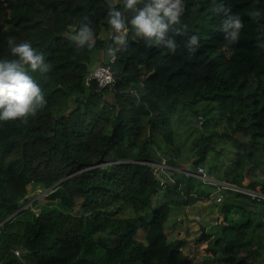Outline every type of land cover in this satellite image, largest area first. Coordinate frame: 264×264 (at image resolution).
Returning <instances> with one entry per match:
<instances>
[{
    "label": "trees",
    "instance_id": "trees-1",
    "mask_svg": "<svg viewBox=\"0 0 264 264\" xmlns=\"http://www.w3.org/2000/svg\"><path fill=\"white\" fill-rule=\"evenodd\" d=\"M185 4L187 35L176 37V54L148 49L129 31L128 49L116 53L117 80L101 88L86 78L95 52L114 46L100 33L110 29L109 6L124 11L122 0H0V59L12 58L11 37L30 42L51 68L46 78L33 73L45 108L27 123L0 121V264H26L19 246L35 264H197L164 230L171 203L196 198L169 182L167 202L154 205L162 187L153 163L176 166L181 154L172 125L181 104L205 100L225 111L237 155L234 180L264 193V182L243 184L246 173L264 171V40L257 42L249 18L253 10L264 15V0ZM224 8L244 21L238 42L226 39ZM82 23L94 30L92 49L72 39ZM190 35L199 37L195 52L184 47ZM208 148L205 141L194 164ZM30 184L49 189L38 210L23 207ZM252 206L264 210V199L239 191L220 204L228 223L196 239L207 242L204 264H264L261 246L248 237L253 219L228 218Z\"/></svg>",
    "mask_w": 264,
    "mask_h": 264
},
{
    "label": "clouds",
    "instance_id": "clouds-1",
    "mask_svg": "<svg viewBox=\"0 0 264 264\" xmlns=\"http://www.w3.org/2000/svg\"><path fill=\"white\" fill-rule=\"evenodd\" d=\"M122 5L124 11L109 6L106 18L114 34V46L107 48L113 62L116 53L121 50L120 46H123L124 51L128 49L129 31L135 38L142 40L148 49L162 48L169 54H176L180 46L176 37L187 35V26L181 20L186 11L185 0H122ZM222 10L225 17L222 29L227 33L226 39L229 44L238 42L245 27L244 21L240 15L232 14L230 8ZM249 18L257 24L256 40L259 43L264 40V22H261L264 15L259 10H253ZM72 39L78 42V47L85 44L88 49L95 47L94 30L89 27V23H82ZM198 39L197 35H190L184 47L195 52L199 47ZM7 44L12 58L0 59V121L19 120L27 123L47 103L33 73H40L46 78L51 70L50 64L45 62L44 54L30 42L16 43L14 38L9 37ZM260 47L264 48V44H260Z\"/></svg>",
    "mask_w": 264,
    "mask_h": 264
},
{
    "label": "rangeland",
    "instance_id": "rangeland-1",
    "mask_svg": "<svg viewBox=\"0 0 264 264\" xmlns=\"http://www.w3.org/2000/svg\"><path fill=\"white\" fill-rule=\"evenodd\" d=\"M113 35L114 34L111 28L103 29L102 32L100 33V36L104 39H110V38L113 39ZM106 51L107 50L103 49L95 52L94 65H92V68L98 64H102L107 58H109L107 57L108 53ZM108 98L114 100L113 94H110ZM197 102L194 104H181L176 111L177 113L174 114L172 118V125L176 133V137H175L176 141L180 143L182 139H186L187 137L191 138V141H189L188 143L186 142L184 143L188 145H190V143L193 144L197 148V151H200L201 148H203L205 141H207L209 144V148L207 150H209L211 154H210V165L209 168L208 167L206 168V173L208 174L209 172L212 174H217L218 176L231 175V177L233 178L237 173L235 168L237 155H236V148L232 145L229 137L227 136V133L230 130L229 123L227 120V114L218 104L203 100H199ZM211 105H216V106L212 108ZM199 115L203 116L202 123L199 122L200 121ZM108 131H111V127L108 129ZM207 132L210 134H207L209 135V137L205 139L204 136H207L206 135ZM246 174H247L246 178L244 179L246 183H248L251 179L254 178H256L259 182L263 181V176H264L263 170L256 168L250 174L249 173ZM172 181L176 182L177 179L175 178V180ZM194 182L197 183L196 181ZM48 191L49 189L43 188V186L41 185L30 184L28 186L27 201L25 202L23 207L26 208L29 206L33 210H38L40 204L46 203L48 201L46 198V193ZM173 191H174L173 188L170 190H165L161 188L160 195H164V193L166 192L172 193ZM231 193L233 192H227L225 196L230 195ZM213 198L216 202L215 192H213ZM160 199H161L160 197L155 199L154 205L161 204L162 201H160ZM199 209L201 208L192 206L191 211H189L188 214L186 215L185 222L190 223L189 221H191V219H189V216H191L192 214L199 213L200 212ZM233 212L235 213L233 214ZM248 218H252L254 223L253 226L248 231V237H253L255 239L257 246L258 245L261 246V255L264 256V210L261 209L257 210L256 207L252 206V207H248L247 211H243L240 209H235L234 211H231L230 219H232V222H234L235 224L245 222ZM218 221L220 220H217V222ZM218 223L211 224L212 227L210 226V228L208 229L210 230V233L213 232L215 233L217 228L220 225L224 224V221H220ZM185 224H182L181 226V228L184 230L187 228ZM138 237L141 238L142 240H145V232L141 231ZM181 243L182 245H184L183 242ZM16 250H18L19 253H17ZM15 252L19 257L23 258V261H25L26 264H35L34 257L23 247L20 246L16 247ZM23 253L25 254V257L23 256ZM205 253L206 251L204 248V251L201 250L197 252V254L192 253L191 256L197 264H204L202 257ZM186 254L190 255L188 252ZM258 259H261V256Z\"/></svg>",
    "mask_w": 264,
    "mask_h": 264
},
{
    "label": "crops",
    "instance_id": "crops-1",
    "mask_svg": "<svg viewBox=\"0 0 264 264\" xmlns=\"http://www.w3.org/2000/svg\"><path fill=\"white\" fill-rule=\"evenodd\" d=\"M215 106L216 105H211L212 108ZM207 134H210V133L207 132L206 135ZM175 137H176V133H175ZM206 137H209V135H207ZM189 141H191V138L187 137L186 139H182L180 143H178L175 138L176 145L180 149L181 154L176 159V162H177L176 166H172V165H168V166H169L170 176L174 180L175 178L177 179L176 188L182 190L184 193L188 194L190 197H195L196 199L195 201H191L190 204H185V205L177 206L171 203V210H170L169 218L167 222L165 223L164 230H165V233L169 241L177 243L180 240H182L184 245H182L181 243L179 247L183 249L185 253L188 252L190 254L189 256L192 257L191 256L192 253L197 254V252L201 250L204 251L205 246H207L206 241H197L196 239L199 238L203 233H208V232L210 233V230L208 229L210 228V226L212 227L211 224L213 223L215 224L217 220L224 221V222H227V221L224 217V214L221 213L219 210L220 204H218L217 201L215 202L213 198L214 186L210 183H203L200 180L189 179V177L185 175L186 174L185 171H191L189 170V167L193 166V169H194L196 165H198V164H194V162L199 157V151H197V148L191 143L190 145L186 144ZM210 154L211 152L207 150L205 154V159L200 165H203L205 168L207 167L209 168ZM208 174L214 180H220V181L224 180V181H229L234 184H237V182L234 180V177L232 178L231 175L218 176L217 174H212L209 172ZM196 178H199V177L196 176ZM253 180L258 181L256 178H254ZM194 181H196L197 183H195ZM169 182H175V181H169ZM243 183L245 185L247 184L245 181H243ZM228 196L229 195H227L226 197ZM160 198H161L160 201L162 202H167L168 200L167 195L165 193L164 195H160ZM192 206H196L201 209H199L200 210L199 213L192 214L191 216H189V219H191V221L189 222L192 223L190 224V223L185 222L186 221L185 218L188 212L191 211ZM234 213L235 212H233V214ZM197 216H200V219L196 218ZM194 218L199 221L195 220ZM228 218L229 219L231 218V213L229 214ZM182 224H185L187 226L185 230L181 228ZM145 239H146V232H145Z\"/></svg>",
    "mask_w": 264,
    "mask_h": 264
},
{
    "label": "built area",
    "instance_id": "built-area-1",
    "mask_svg": "<svg viewBox=\"0 0 264 264\" xmlns=\"http://www.w3.org/2000/svg\"><path fill=\"white\" fill-rule=\"evenodd\" d=\"M115 61L113 62L111 57H109L106 63H102L94 66L91 69L90 73L88 74L86 78V82L90 83L92 81H96L98 83V86L101 88L114 84L118 77V70L114 66ZM199 119H200L199 122L202 123L203 116L199 115ZM153 165L155 167L154 168L155 173L159 178L160 186L163 189L167 188L169 181L174 180L169 174V166L165 163V161L162 163H153ZM185 172L187 173L186 174L187 176L188 175L198 176L203 182L212 184L214 186L213 192L216 193V201L218 203H221L225 199L226 197L225 194H227V192H236V191L250 195L253 201L259 202L264 199V193L257 189H250L247 187L234 184L229 181H224V180L220 181V180L212 179L206 173V168L203 165H198L192 171H185ZM261 182H264V176H263V181ZM197 218L200 217L197 216ZM224 223L227 224V222ZM16 252L19 253L18 250H16Z\"/></svg>",
    "mask_w": 264,
    "mask_h": 264
},
{
    "label": "water",
    "instance_id": "water-1",
    "mask_svg": "<svg viewBox=\"0 0 264 264\" xmlns=\"http://www.w3.org/2000/svg\"><path fill=\"white\" fill-rule=\"evenodd\" d=\"M189 170L192 171V170H193V166L189 167ZM15 214H16V213H15ZM15 214L11 215V216H10L9 218H7L5 221H7V220H9L10 218H12ZM1 224H2V223H1ZM1 224H0V225H1Z\"/></svg>",
    "mask_w": 264,
    "mask_h": 264
}]
</instances>
